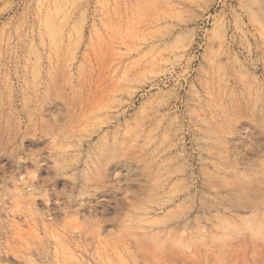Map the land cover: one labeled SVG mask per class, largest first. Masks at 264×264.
Listing matches in <instances>:
<instances>
[{
	"label": "rangeland",
	"instance_id": "1",
	"mask_svg": "<svg viewBox=\"0 0 264 264\" xmlns=\"http://www.w3.org/2000/svg\"><path fill=\"white\" fill-rule=\"evenodd\" d=\"M252 213L264 0H0V264H264Z\"/></svg>",
	"mask_w": 264,
	"mask_h": 264
},
{
	"label": "clouds",
	"instance_id": "2",
	"mask_svg": "<svg viewBox=\"0 0 264 264\" xmlns=\"http://www.w3.org/2000/svg\"><path fill=\"white\" fill-rule=\"evenodd\" d=\"M217 232V242L222 244H229L243 236L262 241L264 240V218H261L257 213L248 215L240 222H234L231 218H225L220 222V227L217 229ZM205 239L206 237H201V242H204ZM153 243L158 251H163L169 244H173V246L185 252H191L192 250V242L187 241L183 237L175 241L161 237L154 240Z\"/></svg>",
	"mask_w": 264,
	"mask_h": 264
}]
</instances>
